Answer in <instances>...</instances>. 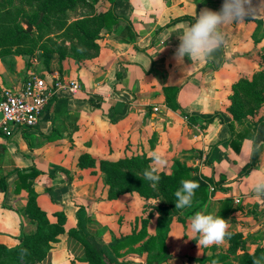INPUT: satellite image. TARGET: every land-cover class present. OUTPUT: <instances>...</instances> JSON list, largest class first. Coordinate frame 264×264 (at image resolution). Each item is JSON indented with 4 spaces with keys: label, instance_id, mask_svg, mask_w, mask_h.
Returning <instances> with one entry per match:
<instances>
[{
    "label": "crops",
    "instance_id": "0c3cea01",
    "mask_svg": "<svg viewBox=\"0 0 264 264\" xmlns=\"http://www.w3.org/2000/svg\"><path fill=\"white\" fill-rule=\"evenodd\" d=\"M87 2L94 3L90 16L112 13L119 21L103 24L96 48H82L76 54L49 43L30 57L0 55V98L7 89L21 90L32 75L45 79L49 87L58 80L81 86L76 95L56 89L36 128L0 133V182L8 184L6 192L0 190V245L14 248L22 232L35 229L27 213L35 199L50 223L59 222L57 214L67 219L65 232L37 264H86L81 261L86 243L115 258L110 244L114 238L131 235L132 221L144 212L125 186L120 189L128 194L111 199L102 170L108 166L113 174L125 175L133 168L127 162L130 158H151L156 151L166 164L181 153L192 155L194 164L189 166L216 186L207 210L218 215L222 203L230 201L226 218L230 233H241L247 247L252 243L263 252L264 198L246 185L254 171H264V142L248 158L251 139H244L236 152L228 127L234 124L235 134L241 135L264 121V100L260 105L243 104L241 121L232 112L242 81L255 84V94L264 97V67L259 47L252 48L257 44L253 32L243 22L229 25L225 43L209 58L191 61L185 56L180 61L179 36L195 22V13L205 7L218 11L206 0ZM253 17H264L263 4ZM72 40L66 37V46L73 45ZM91 95L97 96L100 107H92ZM248 109L253 113L247 114ZM190 117L214 120L203 127L198 122L190 125ZM36 171L39 175L31 179L32 185L25 186L27 181L20 176ZM184 233L176 224L168 234L172 259L163 264H187L210 251L189 239L190 227ZM220 246L229 255V240ZM146 260V254L135 252L115 258L117 264H147Z\"/></svg>",
    "mask_w": 264,
    "mask_h": 264
},
{
    "label": "trees",
    "instance_id": "16d2710c",
    "mask_svg": "<svg viewBox=\"0 0 264 264\" xmlns=\"http://www.w3.org/2000/svg\"><path fill=\"white\" fill-rule=\"evenodd\" d=\"M206 1L207 6L217 9L218 11L221 9V7L218 6H222L224 2V0ZM33 2L39 5L41 12L44 15L43 21H41L38 26H42L43 24L46 25L52 33L61 32L63 36L65 35L76 38L79 44L84 48H96L94 41L99 37V32L102 30V27L104 25L109 26L112 23L118 24L119 22L117 16L112 13H105L96 17H85L80 20L69 22L68 10L70 7L77 4V0H33ZM50 18L55 21V24L52 22V24H49ZM28 23L34 25L31 21ZM258 34L259 29L254 34L256 43L259 42V38H257ZM31 36L32 32H27V29H25L22 25H16L15 27L5 24L0 25V43L2 45H0V47L8 48L11 46H17L22 42H25L26 39L31 38ZM238 87V93L233 97L234 107L232 108V112L235 115L236 120L240 119L241 121V114L245 113L246 110L243 104L249 106L252 105L253 102H257V105H260L263 102L264 97L260 98V96L256 95L255 84H251L248 81L240 82ZM96 100L98 101L97 96L91 95L89 97V101L94 109L101 106L100 102L96 103ZM246 113H253V110L248 109ZM213 120V118L208 120H196V118L190 117L189 123L191 125L198 122L204 127V124L213 122ZM228 127L232 135L230 145L236 152L240 150L244 139L255 138L258 144L264 142V121H259L255 124L253 130H246V132L241 135L235 134L234 124H228ZM150 159L151 158L149 157H134L130 158L127 162H129L128 165L133 167L132 170H142L145 169V164L149 163ZM248 171L249 169H246L244 174ZM194 172L197 176H193ZM130 173L127 174L130 175ZM38 175L39 172L36 171L34 174L21 175L20 179L22 182L27 181L24 185L30 187L32 185L31 179H35ZM163 179L166 182L165 190L170 195L174 206V193L181 187L182 180L188 179L199 184V187L195 190V196L193 197L191 207L176 209L179 212H182L187 208L201 207L200 205H205L211 197L209 192L210 185H213L214 190H216L215 183L211 179L204 177L200 173L197 174L196 170L187 166H178L173 175H164ZM7 188V182L5 180H1L0 190L6 192ZM126 192L127 189L125 188L119 190L118 188L111 186L109 197L113 199L117 197L116 195H122ZM231 208V202L226 200L222 203V208L218 215L226 219L231 211ZM27 213L33 220L35 229L32 232H22L19 236L20 243L14 248L0 245V264H37L48 256L53 248V244L56 243L58 241V237L65 232L67 222L65 215L57 214L59 222L50 223L46 214L37 205L35 199L30 201ZM149 219V217L142 219L143 226L139 232H134L131 235L121 238H114L109 247L114 253L115 258L119 260L127 254L135 252L139 255L146 254L147 264H163L172 259V255L170 254V250L167 245L169 226L163 225V214L160 225L154 234L149 233L148 226L151 223ZM226 238H228L230 242H236L235 245H230V250L232 251L237 250L236 248L239 247V241L243 239L241 233H231V236ZM86 246V256L81 259L82 262H85L86 264H117L115 258L109 256L104 250H97L87 243ZM24 249H26L27 252L23 258H21V252ZM228 259L229 255L227 253H219L208 257L204 256L203 258H195L194 261L199 264H214L218 262L226 263ZM128 262L129 261H126L124 264H128Z\"/></svg>",
    "mask_w": 264,
    "mask_h": 264
},
{
    "label": "rangeland",
    "instance_id": "374dc122",
    "mask_svg": "<svg viewBox=\"0 0 264 264\" xmlns=\"http://www.w3.org/2000/svg\"><path fill=\"white\" fill-rule=\"evenodd\" d=\"M87 1L88 0H77V4L69 8V22L80 20L88 16H99L97 14L90 16V13L93 12L91 6H94V3L90 4ZM43 19L44 15L41 12L39 5L33 2V0H0V25L5 24L11 27H15L16 25H22L26 29L27 27L25 25V22L31 21V23L34 24L32 25L34 29L32 31L31 38L26 39L25 42H22L17 46H11L8 48L0 47V55L11 52L15 55L30 57L32 55H35L38 49L47 48L49 46V43L52 45L53 48L57 50H72V52H75L76 54H78V52L82 48H84L79 44L76 38H72L70 36L68 37L65 35L63 36L61 32L52 33L48 29V27L43 24L42 26H38V24L43 21ZM49 22V24H55V21L51 18L49 19ZM243 23H245V26L248 29L249 33L253 32L252 37H254L255 32L259 29V34L257 36V38H259V42L257 44L252 45V48L256 50L259 47L258 50L259 53H261V59L264 67V17H246ZM66 37L69 39H73L72 41L75 43H73V45H70L69 47L66 46ZM253 39L256 42L255 37ZM193 158L194 157H192V155L187 156L185 153H181L174 160H172L171 164H165L164 166L160 167V180L155 187L152 186V181L145 179L143 175L144 170L148 168L149 165L152 163V159H150L149 163L145 164V169H142L143 171L141 169L132 170L130 175H128L129 173L127 175H122V173L120 174L117 172L113 174L111 169H108V166H104V169L102 170L103 172L101 179L103 181H106L105 186H116L119 190L120 187L123 188V186H125V188H129L128 193H133L136 195L137 204L139 208H142V212H144V215L141 218H139V215L134 223L132 221V233L139 232L143 226L142 219L148 217L151 221L148 226L149 233H156L157 228L161 222L162 214L164 219L163 225L169 226L168 234H170L171 231L174 230L176 224L182 231L186 232V228L187 231L189 228V218L193 216L196 212L207 208V204H205L200 205L201 207L187 208L186 210L179 212L175 209V206L171 201L170 195L165 190L166 182L164 181L163 176L173 175L174 171L178 168V166L190 167L196 170L197 174H199L198 168L194 166H189L194 164ZM193 176H197L195 172L193 173ZM114 179H116L115 184ZM123 183H126V185H124ZM212 188L213 186H209L210 194L213 193ZM128 193H123V195H126ZM241 236L244 238L242 234ZM225 239L228 240V238ZM229 244L233 246L236 244V242H230L229 240ZM249 244L250 245H248L247 247L245 241L243 239L240 240L238 243L239 247L236 248L237 250L228 251V261L226 263L218 262L217 264H252V260L254 257L264 255V249L262 252V249H260L259 247L255 248L252 243ZM208 248H210V251H207L208 249L204 250V256L206 257L212 256L214 254L225 253L224 248H222L220 245H212ZM194 259L195 258H191L187 264H199L198 262L194 261Z\"/></svg>",
    "mask_w": 264,
    "mask_h": 264
},
{
    "label": "clouds",
    "instance_id": "9594fccd",
    "mask_svg": "<svg viewBox=\"0 0 264 264\" xmlns=\"http://www.w3.org/2000/svg\"><path fill=\"white\" fill-rule=\"evenodd\" d=\"M264 0H260L259 5L253 4V0H224L219 11H213L207 7L195 13V22L188 26L183 34L179 36V46L176 50V57L182 61L187 56L191 61L204 60L225 43L227 26L245 21L246 17L257 13ZM260 145L255 138L249 141L247 156L251 158L257 153ZM152 163L144 170L145 179L152 181L155 187L160 180V167L166 164L165 157L159 152H152ZM199 184L192 180H182L181 187L174 193L175 209H184L191 207L195 190ZM246 187L256 197L264 198V171H254L249 176ZM190 231L197 242L198 247H209L212 245H221L226 237H230L229 221L209 212L207 208L196 212L189 218ZM198 234L199 239L195 237ZM27 250L21 252V258ZM252 264H264V255L254 257Z\"/></svg>",
    "mask_w": 264,
    "mask_h": 264
},
{
    "label": "built area",
    "instance_id": "2783aa9c",
    "mask_svg": "<svg viewBox=\"0 0 264 264\" xmlns=\"http://www.w3.org/2000/svg\"><path fill=\"white\" fill-rule=\"evenodd\" d=\"M56 89L68 90L76 95L81 86L77 82L58 80L49 87L45 79L32 75L21 90H5L0 98V133L10 135L14 128H36Z\"/></svg>",
    "mask_w": 264,
    "mask_h": 264
},
{
    "label": "water",
    "instance_id": "95a60500",
    "mask_svg": "<svg viewBox=\"0 0 264 264\" xmlns=\"http://www.w3.org/2000/svg\"><path fill=\"white\" fill-rule=\"evenodd\" d=\"M25 25H26V29H27V32L31 33L33 31V26L32 24L28 23V22H25Z\"/></svg>",
    "mask_w": 264,
    "mask_h": 264
}]
</instances>
